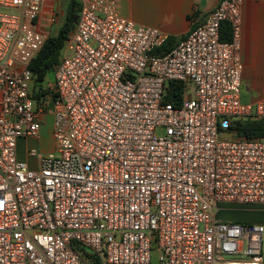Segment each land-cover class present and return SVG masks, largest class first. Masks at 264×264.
<instances>
[{
	"label": "built area",
	"instance_id": "1",
	"mask_svg": "<svg viewBox=\"0 0 264 264\" xmlns=\"http://www.w3.org/2000/svg\"><path fill=\"white\" fill-rule=\"evenodd\" d=\"M80 2L52 94L36 99L45 0H0V264H263L264 225L217 217L264 206V139L236 128L264 114L241 99L243 0L163 55L169 37L123 18L119 0ZM50 101L55 149L30 150L32 169L18 144L40 139Z\"/></svg>",
	"mask_w": 264,
	"mask_h": 264
},
{
	"label": "crops",
	"instance_id": "2",
	"mask_svg": "<svg viewBox=\"0 0 264 264\" xmlns=\"http://www.w3.org/2000/svg\"><path fill=\"white\" fill-rule=\"evenodd\" d=\"M224 0H119V13L123 18L136 24L156 28L164 35L174 39L177 45L185 39L195 25L205 20ZM68 0H45L43 13L39 21V30L43 34H52L53 26L50 19L55 14H63V4ZM2 9L0 7V13ZM242 103L256 108L264 105V0H243L242 33H241ZM45 85L35 84L32 91L35 97L52 94L44 91ZM53 103L43 116V128L40 139H21L18 144V158L30 168L38 169L39 163L29 151L35 149L44 154L41 145L43 132L49 127L53 131ZM264 122V114L261 117ZM247 213L245 218H238L240 223L264 225V206L259 208L241 209ZM264 252V249H263ZM264 264V262H263Z\"/></svg>",
	"mask_w": 264,
	"mask_h": 264
},
{
	"label": "trees",
	"instance_id": "3",
	"mask_svg": "<svg viewBox=\"0 0 264 264\" xmlns=\"http://www.w3.org/2000/svg\"><path fill=\"white\" fill-rule=\"evenodd\" d=\"M81 11L80 0H68L66 15L56 36H49L38 57L32 62L31 70L35 76L36 84H43L48 74L55 70L61 58V52L65 46L69 35L74 30ZM232 28L229 23L222 25L221 40L224 42L232 41ZM174 39L168 38L166 43L157 50L159 55L170 52L176 45ZM183 88L180 83H169L165 102L176 106L180 105L183 97ZM39 96H36L38 99ZM238 135L246 139H264V122L261 119H247L236 123ZM84 251V250H82ZM87 254V252H85ZM94 264H102L99 259H94Z\"/></svg>",
	"mask_w": 264,
	"mask_h": 264
},
{
	"label": "rangeland",
	"instance_id": "4",
	"mask_svg": "<svg viewBox=\"0 0 264 264\" xmlns=\"http://www.w3.org/2000/svg\"><path fill=\"white\" fill-rule=\"evenodd\" d=\"M67 4L68 2L63 4V9L66 10L67 8ZM66 12L61 14H55L51 19H50V24L53 26L52 29V34L56 35L59 32V29L61 27V25L64 22V18H65ZM50 36V35H49ZM55 82V73L54 71L50 72L48 74L47 79L44 82L45 86H48V84H53ZM50 89H47L46 91H49ZM51 91V90H50ZM158 136H163L164 132L163 131H158L157 133ZM41 145L43 147L44 150H46L44 152V154H49L52 153L55 149V142L53 139V131L51 130V128H47L44 132H43V136H42V141H41ZM40 152V151H38ZM41 153V152H40ZM220 212L218 213L217 217L220 220H227V221H233V222H239L237 221L238 218H245L247 216V213L242 212L243 210H241L242 208H238V207H234V206H220L219 207Z\"/></svg>",
	"mask_w": 264,
	"mask_h": 264
}]
</instances>
